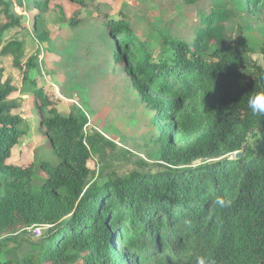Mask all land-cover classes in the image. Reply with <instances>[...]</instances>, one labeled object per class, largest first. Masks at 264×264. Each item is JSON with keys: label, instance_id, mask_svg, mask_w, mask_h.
<instances>
[{"label": "trees", "instance_id": "obj_1", "mask_svg": "<svg viewBox=\"0 0 264 264\" xmlns=\"http://www.w3.org/2000/svg\"><path fill=\"white\" fill-rule=\"evenodd\" d=\"M53 1L61 0H0V54L12 58L29 85L46 140L37 162L11 161L29 126L0 67V264H196L198 256L264 264V145L248 142L264 135V117L247 106L249 95L264 91V50L259 65L232 44L230 16L220 8L200 13L190 43L161 35L157 44L101 0H69L87 9L69 19V28L101 31L99 38L111 41L104 50L153 113L160 143L158 170L96 177L87 166L91 153L112 143L86 132L82 110H58L49 92L28 79L33 64H23V42L6 39L12 30L26 31L14 3L35 10L36 30ZM245 7L250 16L264 14V0H245ZM217 197L231 207L217 206ZM32 226L47 228L34 238L26 231ZM7 243L15 247L3 255Z\"/></svg>", "mask_w": 264, "mask_h": 264}, {"label": "rangeland", "instance_id": "obj_2", "mask_svg": "<svg viewBox=\"0 0 264 264\" xmlns=\"http://www.w3.org/2000/svg\"><path fill=\"white\" fill-rule=\"evenodd\" d=\"M185 1L101 0L110 11L128 14L140 38L149 43L157 40V44L161 42L158 37L161 35L190 43L192 33L204 15L200 13L213 8L223 9L230 16L225 24L229 41L251 60L263 64L264 14L248 15L245 0H208L193 5ZM13 7L24 22L26 31L12 30L6 39L15 38L23 42V64L29 60L33 64L28 79L36 80L48 91L61 112L69 113L76 109L85 112L88 119L86 132L96 131L113 145L102 146L91 153L87 166L95 176L101 171L124 177L133 171L158 170L160 143L152 121L153 113L141 102L123 67L104 50L103 46L111 41L100 39L101 31H72L68 26L74 14L85 16L87 9L69 0L53 1L42 13L34 30L35 10L27 2L22 6L14 3ZM157 53L155 48L154 54ZM0 67L4 80L10 79L17 89L12 98L19 104L17 113L26 119L29 126L28 134L13 149L11 161L27 166L37 162L40 154L44 157L46 151V140L36 125V101L27 91L29 85H23L22 75L13 67L11 57L0 54ZM248 142L253 148L261 147L264 135L248 137ZM45 230H41V235ZM14 247L13 243H7L1 254ZM20 250L16 249V253Z\"/></svg>", "mask_w": 264, "mask_h": 264}, {"label": "clouds", "instance_id": "obj_3", "mask_svg": "<svg viewBox=\"0 0 264 264\" xmlns=\"http://www.w3.org/2000/svg\"><path fill=\"white\" fill-rule=\"evenodd\" d=\"M247 106L250 112L258 117H264V91H256L249 95L247 99ZM215 204L220 208L231 207L232 201L222 197H217ZM196 264H215L210 258L205 256H198Z\"/></svg>", "mask_w": 264, "mask_h": 264}, {"label": "built area", "instance_id": "obj_4", "mask_svg": "<svg viewBox=\"0 0 264 264\" xmlns=\"http://www.w3.org/2000/svg\"><path fill=\"white\" fill-rule=\"evenodd\" d=\"M47 228L45 226H32L31 228L26 229L34 238L41 236V230Z\"/></svg>", "mask_w": 264, "mask_h": 264}, {"label": "water", "instance_id": "obj_5", "mask_svg": "<svg viewBox=\"0 0 264 264\" xmlns=\"http://www.w3.org/2000/svg\"><path fill=\"white\" fill-rule=\"evenodd\" d=\"M241 156H242V152L234 155V157H241Z\"/></svg>", "mask_w": 264, "mask_h": 264}]
</instances>
